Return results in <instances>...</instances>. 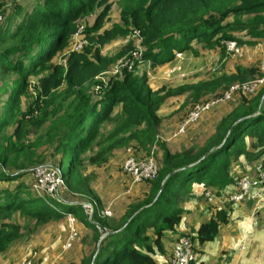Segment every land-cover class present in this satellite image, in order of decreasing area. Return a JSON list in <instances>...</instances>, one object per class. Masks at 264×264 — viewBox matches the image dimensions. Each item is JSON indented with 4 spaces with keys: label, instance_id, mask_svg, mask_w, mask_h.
<instances>
[{
    "label": "trees",
    "instance_id": "1",
    "mask_svg": "<svg viewBox=\"0 0 264 264\" xmlns=\"http://www.w3.org/2000/svg\"><path fill=\"white\" fill-rule=\"evenodd\" d=\"M5 5L8 9L0 26V80L7 83L9 99L0 108L1 257L24 237L20 223L12 222L17 216L24 219V228L30 233L65 216L60 212L63 210L52 208L43 198L28 197L31 183L22 181L32 177L31 167L41 149H51L53 156L61 157L60 163L64 159L62 169L60 163L48 165L60 169L66 186L71 188L82 163L79 155L91 149L89 145L100 136L102 124L113 121L142 125V130L110 149L126 146L132 140L144 144L153 139L167 99L186 95L192 105L207 103L231 84L261 76L257 66H238L233 75L168 90L153 89L146 79L124 71L95 92L85 87L84 67H94L87 56L124 34L131 25L133 33L139 29L143 58L153 64L173 62V66L174 50L186 58L198 54L201 47L223 50L221 40H236L232 34L236 30L252 39H237L240 44L254 46L264 40V0H127L114 26L109 25L114 0H23L21 5H14L9 17L6 15L12 8L9 3ZM88 16L91 22L84 39L89 46L83 54H74L67 60L68 70L65 65H54L52 60L69 47L76 26ZM125 54L120 52L117 57ZM110 62H100L92 76L101 73ZM40 74L37 98L27 100L23 106L21 97L29 90V78ZM15 76H19L18 84L13 82ZM60 87L59 92H53ZM239 99L230 112L221 113L226 115L202 150L189 148L173 154L161 144L162 155L155 156L158 177L141 183L140 193L125 208H117L123 210L121 214L113 212L111 218L103 217L106 209L96 202L90 219L80 205L67 203L64 214L78 216L90 226L94 243L88 255L70 264H159L157 257L166 258L170 264L172 253L168 254L166 245L169 234H179L177 228L184 215L191 213L187 203L194 199L202 203V193L212 190L220 199L200 208L198 213L206 214V221L193 230L194 234L184 232L171 238L174 247L180 237H189L196 256L192 264H208L201 259L202 249L220 237L243 206L222 202L225 194L234 192L237 179L246 171L245 163L264 155V87L250 99ZM216 108L221 111L226 106L219 103L203 114ZM186 117L187 114L179 123ZM123 167L124 164L121 170ZM250 207L248 204L246 209ZM105 233L108 235L100 240ZM83 244L90 241L84 239ZM35 256L32 254L31 258ZM32 261L40 264L44 260Z\"/></svg>",
    "mask_w": 264,
    "mask_h": 264
},
{
    "label": "rangeland",
    "instance_id": "2",
    "mask_svg": "<svg viewBox=\"0 0 264 264\" xmlns=\"http://www.w3.org/2000/svg\"><path fill=\"white\" fill-rule=\"evenodd\" d=\"M22 2L23 0H0V15L3 16L6 13L8 9L7 5H5L6 3H9L10 8H12L6 15V17H9L14 11V5H21ZM126 2L127 0H114V5L110 12L111 23L109 25L114 26V23L121 17L122 6ZM89 20L90 16L86 17L85 20L76 26V30L70 38L69 47L55 56L52 60L54 61V65H65L66 71L68 70L67 60L74 54L84 53L87 46H89V41L85 40L88 26L91 22ZM131 28L132 25L128 26V30L124 34L120 33L116 36L115 40L101 46L99 51H95L93 54L87 56V60L94 64V67L89 65L84 67L87 76H85L86 78L83 77L85 80V87L91 88L97 92L100 87H104L107 82L112 81L117 74H120V72L117 73L116 70L125 58L141 50L139 48L140 41L135 40L137 36L132 35L134 30L132 31ZM123 30L125 29L123 28ZM135 30H137V28H135ZM137 31H139V29ZM232 34L237 36L236 38L239 41L248 42L252 40L244 31L236 30L233 31ZM237 39L221 40L223 50H221V48L207 49L201 47L198 54H192L193 58L200 60L198 63L200 66L193 71V65H187L185 63V58L182 60V56H177L181 61L178 63L175 71H173V67L171 66L173 62L171 64H153L150 60L141 58L132 72H135L137 77L141 80L146 79L153 89L166 87L168 90H176L201 81L216 79L225 74L233 75L238 66L258 67L260 72L259 75L261 76L256 77V75H254L255 77L251 76L249 81L231 84L226 89L218 92V97L211 101L214 102L233 86L264 79V40H260L254 46H250L248 44H240ZM226 41L236 42L237 47L241 49V54L239 55L228 50L225 44ZM120 52L126 54L119 59L117 55ZM176 53L177 50H174V58H176ZM99 61L111 62L107 68L93 77L92 73H94L95 67H99L101 64ZM27 62L28 61H25V64H27ZM188 62L191 64L192 61L188 59ZM40 76H42V74L29 78V90L21 97L23 106H25L27 100L30 99V101H32L37 98L41 89L39 84ZM18 78L19 76H15L13 82L16 83L17 81L18 84ZM6 86L7 83L0 80V108L9 99ZM262 87H264V82L254 92L245 90L244 93H241L239 88V93L235 94L230 101L224 103L226 106L224 110L218 111L216 108L206 115L202 114L195 123L186 128L187 132L186 129L183 132L180 131L183 122H179L182 117L185 114L188 116L195 106L211 102L192 105L193 101L186 95L171 97L167 99L162 106V120H160L153 139L144 144L132 140L126 146L110 149L116 142L128 138L131 133L142 130V125L132 126L128 122L116 124L113 121L102 124L99 130L100 136L96 138L97 140L93 143L90 142L91 144L89 146L91 149L79 155L80 158L82 157V163L81 166L77 168L76 175L71 181L72 189L66 186L60 169L58 170L61 172L63 184L53 192L38 191L35 187L36 180L34 181L32 177H25L22 180L24 184L29 185L31 183V187L27 189L28 197L43 198L52 208L63 210L60 212L65 216L36 229L33 233H30L29 230L24 228V219L17 216L16 220L12 222L15 221L20 223L18 224L21 229L23 228L22 234L24 237L20 241L14 243L2 257L0 256V264H20L30 259L31 261L35 260V258H42V260H44L42 261L43 263L49 264H70L72 260L78 262L79 259L83 258L82 255L89 254L94 245L92 240L93 231L90 226H86L82 223L78 216L64 214L63 208L66 207L67 203L82 205L85 202L93 201L94 203H102L103 207L111 212L112 215L113 212L121 214L123 210L117 208H125L129 200L135 198L140 193V186H142L141 183L134 184L128 174L124 172L123 168L121 170V167L129 158L138 159L132 152L140 157H145L144 159L138 160H153L154 162H156L155 156L159 157L162 155L161 144L167 146L173 154L181 153L189 148H194V151L198 152L203 149L209 139L215 136L217 125L222 117L226 115H221V113L230 112L238 103L236 100L239 98V101H241L244 97L248 99L254 97L255 92ZM61 89L62 87L57 90L55 89L53 92H59ZM124 131L127 133H124ZM8 132H11V130ZM180 135L183 136L179 137ZM34 137V135L31 136L32 139H34ZM44 149L46 150L43 151ZM128 153L129 155L124 160ZM60 158L59 156H53L52 150L45 147L41 149L40 155L35 158V164L31 168L34 170L43 165H58L60 163ZM63 161L64 159L61 161L59 168H61ZM245 170L246 171L237 179L233 187L234 192L225 194L228 198L238 191L240 178L246 176L257 177L259 173L264 174V155H260L259 158L254 161L246 162ZM213 195V202L209 203L204 200L203 203L210 206L220 199L217 193ZM199 202V200L189 202L187 207L191 210L192 207ZM262 212L264 213V210ZM112 215L110 217L108 216V218H111ZM73 219H75V221ZM66 221L68 229H66ZM77 223L79 224V228ZM73 224L77 234L74 240L71 241V247L68 248L67 245L72 236L71 230ZM226 232L227 231L224 230V235ZM84 239L88 240V242L90 241V244H83ZM216 244L217 242L215 241V243L210 246H215ZM32 254L36 255L35 258H31ZM32 262L35 264L34 261Z\"/></svg>",
    "mask_w": 264,
    "mask_h": 264
},
{
    "label": "built area",
    "instance_id": "3",
    "mask_svg": "<svg viewBox=\"0 0 264 264\" xmlns=\"http://www.w3.org/2000/svg\"><path fill=\"white\" fill-rule=\"evenodd\" d=\"M3 21H4V15L3 16L0 15V26L3 24ZM132 35H136L137 37L135 38V40L141 42L140 34L138 31H135ZM225 44L228 50H230L231 52H234L239 55L241 54V49L237 47L236 42L226 41ZM139 48L141 50L136 51L133 55L125 58L121 62L120 66L116 70L117 73L118 72L122 73L126 71L128 73L135 74V72H132V70L135 68V65L138 63V61L141 58H143L144 55V51L140 46V44H139ZM177 56L178 57L182 56V60L185 58L186 61H188V58H186L183 53L177 52L176 58L174 59L175 64L172 66L173 71L176 70L178 63L181 61L177 58ZM110 82H107L104 87H107L110 84ZM263 82L264 79L243 85L233 86L229 91L222 94V96L218 98L216 101L207 104H199L195 106L193 110L190 112V114L187 116V118L184 120L180 131L183 132L189 125L195 123L203 113L210 110V108L213 107L214 105L230 101L235 94L239 93L238 91L239 88L241 93H244L245 90L254 92ZM123 169L124 172H126L132 178L134 184H140L145 181L154 180L158 177L159 174L158 164L153 160H138L135 158H129L124 163ZM31 176L34 181L36 180L35 187L38 191L53 192L63 184V180L61 178V172L57 168H54L49 165H43L37 167L32 171ZM238 188L239 189L235 194L231 195L229 198L226 197L224 200H222V202L225 203L229 202L230 204H236V205L251 204L252 205L251 209L255 213H261L264 210V174L263 173H259L257 177L246 176L240 178ZM213 194L214 192L212 190H205V192L203 193V197L207 202L210 203L213 202V198H214ZM93 203H94L93 201L85 202L82 205H80L82 210L90 219H92L95 213V207ZM69 215L72 216V214ZM111 215L112 213L109 212L108 210H104L102 212L103 217H108V216L110 217ZM73 220L75 221V219ZM74 224L72 225V230H71L72 236L67 245L68 248L71 247V241L74 240V237L77 234L74 228ZM195 259L196 256H195L194 245L192 240L189 237H185V236L180 237L174 244L172 257L170 259V264H192L195 261ZM20 264H34V263L31 260H28V261H23ZM40 264H49V263L42 262Z\"/></svg>",
    "mask_w": 264,
    "mask_h": 264
},
{
    "label": "crops",
    "instance_id": "4",
    "mask_svg": "<svg viewBox=\"0 0 264 264\" xmlns=\"http://www.w3.org/2000/svg\"><path fill=\"white\" fill-rule=\"evenodd\" d=\"M188 59L192 61L191 64L187 61V65H193L192 71L200 66L198 64L199 59L193 58L192 55L188 56ZM201 199L202 203H197L190 210L191 213L184 215L181 226L177 228L179 234L184 232L194 234L195 231L193 230H196L202 222L206 221V214L200 215L198 213L204 205V197L202 196ZM241 205H243L242 210L231 219L228 227L224 229L227 231L226 234L224 235L223 230L220 237L215 240L217 242L215 246H210L215 243L214 241L206 244L202 249L201 259L205 263L217 264L225 260L224 263L226 264H264V213H255L251 207L246 209L248 204ZM179 234H169L166 244L168 254L172 253L171 249L174 243H171V238L176 239ZM157 259L159 264H168L166 258L157 257Z\"/></svg>",
    "mask_w": 264,
    "mask_h": 264
},
{
    "label": "water",
    "instance_id": "5",
    "mask_svg": "<svg viewBox=\"0 0 264 264\" xmlns=\"http://www.w3.org/2000/svg\"><path fill=\"white\" fill-rule=\"evenodd\" d=\"M227 138H228V136L226 137V139H225V141L227 140ZM224 141V142H225ZM179 171V170H178ZM108 235V233H105L104 235H102V237H101V239L100 240H102L104 237H106Z\"/></svg>",
    "mask_w": 264,
    "mask_h": 264
}]
</instances>
